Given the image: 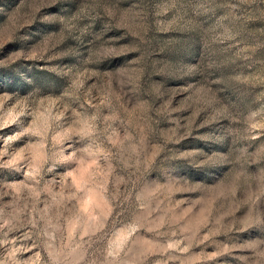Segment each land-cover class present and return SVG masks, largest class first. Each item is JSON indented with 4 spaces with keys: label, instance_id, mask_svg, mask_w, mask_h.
I'll return each mask as SVG.
<instances>
[{
    "label": "rangeland",
    "instance_id": "rangeland-1",
    "mask_svg": "<svg viewBox=\"0 0 264 264\" xmlns=\"http://www.w3.org/2000/svg\"><path fill=\"white\" fill-rule=\"evenodd\" d=\"M0 264H264V0H0Z\"/></svg>",
    "mask_w": 264,
    "mask_h": 264
}]
</instances>
